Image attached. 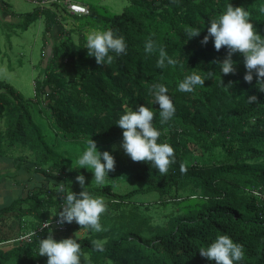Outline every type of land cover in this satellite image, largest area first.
I'll return each mask as SVG.
<instances>
[{
  "label": "trees",
  "instance_id": "trees-1",
  "mask_svg": "<svg viewBox=\"0 0 264 264\" xmlns=\"http://www.w3.org/2000/svg\"><path fill=\"white\" fill-rule=\"evenodd\" d=\"M71 1L19 14L52 37L34 98L0 81V177H42L0 207V264H264V0Z\"/></svg>",
  "mask_w": 264,
  "mask_h": 264
},
{
  "label": "rangeland",
  "instance_id": "rangeland-1",
  "mask_svg": "<svg viewBox=\"0 0 264 264\" xmlns=\"http://www.w3.org/2000/svg\"><path fill=\"white\" fill-rule=\"evenodd\" d=\"M11 3L13 11L25 13L31 11L34 4L27 0H7ZM100 4L107 6L112 12H120L122 8L128 3V0H97ZM63 17L68 18L63 11H61ZM21 21L13 24L9 22H3L0 20V81L7 82L12 85L18 92H20L24 98H34V79L38 76L41 70V62L43 52L48 54V46H45V42H50L52 37H48L45 32L43 17H38L27 27H22ZM65 23V22H64ZM63 23V24H64ZM65 23L64 25H66ZM97 44L102 42V37L96 35L92 38ZM47 42V43H48ZM115 143L107 144L106 148H114ZM86 162H90L86 159ZM85 162H81L84 164ZM85 169L92 172L89 181L93 182H113L114 189L125 190L129 189L132 185V181L126 179H113L107 176H94L95 172H98L95 163L91 165L88 163L85 165ZM20 170V169H19ZM21 178L23 182L29 178L30 181L35 179H42L38 174L31 173V171L21 169ZM36 177V178H35ZM35 178V179H34ZM27 183V182H26ZM29 183V182H28ZM158 197L156 192L151 193H138L135 194L133 199H152ZM105 197L103 195H95L91 197V201H100Z\"/></svg>",
  "mask_w": 264,
  "mask_h": 264
},
{
  "label": "crops",
  "instance_id": "crops-1",
  "mask_svg": "<svg viewBox=\"0 0 264 264\" xmlns=\"http://www.w3.org/2000/svg\"><path fill=\"white\" fill-rule=\"evenodd\" d=\"M27 1H29L30 3L32 2L30 0H27ZM33 4L34 6H36L35 3ZM47 6H50L52 8H56L55 6H57V8L60 11H63L62 0H59L58 2H55V3L50 2L48 3ZM10 7H11V3H9L7 0H0V20L3 22H9V23L16 24L21 19L19 15L21 14V12L13 11L12 8ZM64 29H65V25H64ZM51 33L54 34L53 31ZM20 170L12 169L9 172L8 176L0 177V207L7 204L11 200L18 198L21 195V191H22L21 186H22L23 180L21 178Z\"/></svg>",
  "mask_w": 264,
  "mask_h": 264
},
{
  "label": "built area",
  "instance_id": "built-area-1",
  "mask_svg": "<svg viewBox=\"0 0 264 264\" xmlns=\"http://www.w3.org/2000/svg\"><path fill=\"white\" fill-rule=\"evenodd\" d=\"M30 1H32L33 3H35L39 7H43V5L48 4L49 2H54V1L58 2L59 0H30ZM62 3L66 6V8L68 9V11L71 14L82 15V14H86L88 12L87 7L85 5L79 3V2L71 1V0H62ZM65 221H66V216H64L62 218L52 219L51 221H45L42 223L41 226L46 227L49 224L53 223L56 225V227H58L60 229H64L65 225L62 224V222H65ZM40 229H41V227L32 231V232L23 234V236H21L20 238H26L27 240H29L30 236L33 234H36V232Z\"/></svg>",
  "mask_w": 264,
  "mask_h": 264
},
{
  "label": "clouds",
  "instance_id": "clouds-1",
  "mask_svg": "<svg viewBox=\"0 0 264 264\" xmlns=\"http://www.w3.org/2000/svg\"><path fill=\"white\" fill-rule=\"evenodd\" d=\"M55 2V1H54ZM50 3V2H49ZM53 3V2H52ZM63 4V3H62ZM64 5V4H63ZM64 7H65V5H64ZM70 13V12H69ZM75 15H77V14H75ZM64 216H66V219L68 218V216L67 215H63V216H59V217H57V218H62V217H64ZM56 218V219H57Z\"/></svg>",
  "mask_w": 264,
  "mask_h": 264
}]
</instances>
